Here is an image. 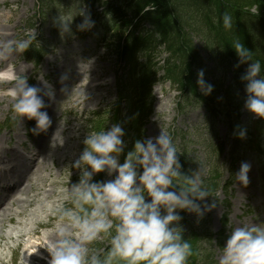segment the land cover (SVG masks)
Instances as JSON below:
<instances>
[{
	"label": "clouds",
	"instance_id": "obj_1",
	"mask_svg": "<svg viewBox=\"0 0 264 264\" xmlns=\"http://www.w3.org/2000/svg\"><path fill=\"white\" fill-rule=\"evenodd\" d=\"M76 15L84 16L78 25L80 31L95 26L90 13L82 8ZM75 16L60 15L54 24L63 38L72 32ZM223 26L231 30L232 17L225 12ZM35 38V37H34ZM31 46V39L9 40L0 46V60L22 54ZM240 64L247 63L241 80L246 82L244 107L258 118H264V70L261 61L253 59L252 51L237 41L232 46ZM197 85L203 95H211L214 86L204 79V71L197 74ZM63 79V78H62ZM0 80L13 81L10 89L14 117L35 120L34 134L45 132L52 124L42 89L29 86L27 79L17 77L11 68L0 72ZM54 98L51 87L44 93ZM235 134L244 139L245 128ZM125 131L120 123L109 129L88 132L84 150L71 167L80 170L78 183L71 184L63 200L71 206L49 208L58 216V240L48 245V264H187L192 255L191 244L184 237L178 210L194 213L202 219L206 212L217 207L206 198L212 196L204 184L205 170L191 175L182 172L178 150L172 137L165 132L157 137L138 139L134 149L120 162L127 144ZM142 169V171H141ZM251 165L242 162L235 174L236 182L249 184ZM107 173L114 177L95 181L94 176ZM178 186L179 191L170 190ZM150 197L151 199H147ZM213 197V196H212ZM204 202L203 208L201 203ZM109 238L110 249L103 255L88 245ZM218 264H264V223L242 224L230 231L226 244L218 254Z\"/></svg>",
	"mask_w": 264,
	"mask_h": 264
},
{
	"label": "rangeland",
	"instance_id": "obj_2",
	"mask_svg": "<svg viewBox=\"0 0 264 264\" xmlns=\"http://www.w3.org/2000/svg\"><path fill=\"white\" fill-rule=\"evenodd\" d=\"M24 3V9H21L19 12V15L14 17L13 24L18 25L16 29L14 30L11 25H9V28L7 31L15 32L16 36L19 35V40L28 39V37L23 36V32L26 34V18L29 17L31 14L33 15L35 10H38V3L36 0H22ZM21 1V2H22ZM20 2V3H21ZM62 6L60 8H57L54 6L53 13L57 14H51L49 17H47V20L44 24H42L41 32L45 37H50L52 34L53 28H56L59 30L58 27L55 26L54 21L56 18H54V15H57L58 17L60 15L65 16V18L73 16L74 12L77 10L76 7H78L81 3V0H61ZM7 12V10H4ZM30 20H28L29 22ZM78 25H80V22L78 20H75L71 25L72 32L70 34H65L63 37V42L57 46L56 50L57 53H52L49 61L53 62V65L50 68V72L52 75V78L54 81H56L59 88H56V91L58 94L54 96V98H48L47 100V107L44 111H47L51 120H59L60 124L63 123V120H69L74 126L79 127V132L75 133L74 135L79 138H76L74 141H71L69 144H67L65 141H59V148L55 152L53 160H50L49 158L46 159L43 166L41 168H36L30 177V181L36 186L40 188L43 184L47 186V189L50 190V192H54L53 196L48 197L49 192H43V194L38 197L33 206H27L26 204H20L13 207V210H21L24 208L25 213L22 217L18 216L17 213L14 214L15 216V223L9 224L8 221H5L4 228L2 229L1 233L3 235H11L13 238L7 239L6 241H0V262H3V264H10L11 262V254L13 247H16L18 245L17 236L20 231L24 230L25 228L32 227V220L36 219L37 217H40L41 219L47 221L48 218L46 217L47 213L49 214L48 208H49V202L53 199L58 200L59 198H62L65 195L66 190L68 187L73 184L71 181V177H76V182L80 179V170L71 167L72 164L79 158L80 154L84 150V139L86 135L88 134L89 127L87 126V119L86 117L89 115V112L102 108L105 109V111L108 109H112V102L115 98L116 89L114 82L112 80L111 84H108L107 87H102L100 89L97 88H86L81 93L82 96H90L88 97V100L85 101L83 104H73L70 102V98L76 93L73 91L75 88V83H73L74 78H79L78 75H73L71 71V67H74L76 65H79L83 67L81 70L82 74V81L85 80H95L96 75L102 74L103 75V81L105 82L107 78H114L115 71L112 66L108 67L106 63H103L101 61H97L95 64V68L92 70L90 68H86L87 66L91 65L87 61L88 57H81L78 55V47L80 44H82L83 48H85L87 45L90 44L89 37L86 36L83 40H78L76 38V35L78 34ZM18 30H22V33ZM60 31V30H59ZM34 33V32H33ZM38 33H40V30H38ZM16 36L12 41H16ZM6 40V37L4 35H0V42ZM197 44L201 46L199 39L197 40ZM63 53V54H62ZM90 53H94L92 50ZM204 58H207V55L204 51L201 52ZM17 57H15L18 62L23 65V70L21 72V76H23L25 79L29 76L34 79L41 78L43 76V73L46 69V67L49 66L47 62H45L42 66V68L37 67L35 62H29L26 59H23L21 57V54H16ZM206 65L208 69H210L213 66V62L209 59L206 62ZM42 69V71H41ZM219 76V75H217ZM230 77V74L228 75ZM63 78V79H62ZM102 82V81H101ZM103 83V82H102ZM43 87H48V85L43 82L41 84ZM51 88L53 85L50 86ZM88 87V86H87ZM45 92V91H44ZM154 94L156 97L155 102V111L156 116L152 118V120L149 122V125L147 126L146 130V137H157L161 134V131L165 132L166 134L170 135L175 143L176 148H182L185 145H188V148L190 150L192 158L196 161V171H198L201 166L207 173V164H205L206 156H207V149L206 145L209 142V139L211 137L208 127L204 123L203 118V109L202 107H191L184 110H180L179 107H177V100H178V91L169 83L160 84L158 83L154 88ZM43 96H47L43 93ZM102 96V99L100 98L96 99V97ZM50 99H53L52 102H50ZM45 100V98H44ZM9 104V106H8ZM13 100L10 102L6 101L3 104H0V127L2 123L7 120L9 117L13 118V108H12ZM245 112L242 115V119H245V122H247V110L243 111ZM252 119L257 118L253 113L249 114ZM21 123H24V121H21L18 126H15L14 131H11L8 134V138L12 135V139H22L25 141L27 145L32 144L33 147L38 148L39 144V151H45L47 144L43 140L45 139V132H40L37 134H32L30 136L32 139L26 138V133L23 130H21ZM33 124L36 125V121L33 120ZM112 125L109 126L111 128ZM108 128V129H109ZM7 131H1L0 130V144H4V141L2 139V135L6 134ZM19 132V134L17 133ZM30 133V132H28ZM226 135V127L223 125H220L219 132H218V140H222L225 138ZM44 142V144H43ZM229 144L230 142H225L226 150L224 154L221 155L219 161L217 160V164L219 165L221 171L223 172V178L227 179V177L230 175V171L228 170V156H229ZM74 146V151H69V147ZM67 147V148H66ZM19 150L22 152H25L24 149H22L21 146L18 147ZM66 148L68 150L69 154V160L65 161V168L67 169V172L64 168V171L60 173L59 170L62 169V163L65 159V156H61L62 150ZM42 155V153H41ZM217 156V153L215 152L214 157ZM19 162V159H18ZM20 162L22 164L26 163V160L24 158H20ZM242 162H247L251 165V170L249 172V184L247 187L240 184L239 182L234 183L232 193L230 195L231 200V210L229 212V224L231 225L232 229L240 226L242 224H261L264 223V190L262 188L260 179H259V173H258V167L253 162V160L249 158H245ZM237 167V172L240 170V166ZM51 174V176H49ZM104 178L103 181H107L109 179H113L114 177H109L107 173H103ZM102 175V176H103ZM35 176V177H34ZM45 176H48L47 181L44 182ZM34 177V178H33ZM43 178V179H42ZM52 180H65L68 185L65 186L61 184H56L54 187L51 185L50 182ZM227 197V194L224 190L219 191V198L217 202V207L212 209L209 212H206L205 214L209 215L211 217V225L213 228V231L217 232L221 228V218L223 214L225 213V207L223 204V201ZM147 199H151L150 197H146ZM213 201L206 200V203L211 205ZM64 206H71L65 202ZM204 202L202 203L201 207L203 208ZM14 212V211H13ZM51 213V212H50ZM56 215H53L55 217ZM23 221L22 224H20L18 221ZM26 224V225H25ZM228 224V225H229ZM58 225V217H56L54 220H52L50 231L54 227H57ZM42 230V229H41ZM42 234L45 233V231L41 232ZM105 241V238L97 240V243H103ZM27 241H24V244H26ZM45 246V244H42ZM91 244L88 245V247L91 249ZM47 247V246H46ZM47 249V248H46ZM215 259L218 261V254L221 251V249H217L216 247H213ZM25 250H29L31 252H35L36 254L40 255V253L36 251H32L30 248L27 247ZM24 247L19 252L18 257V263L17 264H24ZM36 263H40L37 261Z\"/></svg>",
	"mask_w": 264,
	"mask_h": 264
},
{
	"label": "bare ground",
	"instance_id": "obj_3",
	"mask_svg": "<svg viewBox=\"0 0 264 264\" xmlns=\"http://www.w3.org/2000/svg\"><path fill=\"white\" fill-rule=\"evenodd\" d=\"M6 18H7V22L8 23H10L12 21V17H6ZM7 30H8V25L4 22V16H0V35H4V37H6V39L9 37V34L7 33ZM3 44L4 43H1L0 42V46H2ZM7 60H9V61L12 62L13 61V56L9 57ZM7 60H0V63H2L3 61H7ZM20 69H21V66H17L16 67V71H20ZM6 96L7 95H4L2 97L5 98ZM55 135H57V133H55ZM7 149L15 150L14 148H4V147L0 148V158H1V153L5 152ZM53 149H54V146L51 145V144H48L47 152H51ZM47 152L46 153L45 152H42L41 157L38 156L37 154H33L34 156H31L29 158V159H31L33 161L34 167L41 168L42 167L41 165L46 161L47 158L53 159V156L50 157V155H48ZM17 167L18 166L14 163V161H10L7 164H3V162H1V160H0V171H1V174H0V183L2 181H5L7 178L11 177V174L12 173L9 172V171H7V170L13 171L14 173L18 174L19 173V170L17 169ZM17 183H15L14 187L16 186ZM18 190H20V189H18ZM19 192L20 191H15V193H19ZM38 194L39 193L36 191V195H38ZM14 205H15V203L13 202L12 203V206H14ZM7 206L8 205L4 201H2L0 199V215H1V212L2 213H7L8 212L9 209H8ZM3 220L4 219L0 218V225H2ZM36 222H34L35 225H36ZM37 224L38 225H42L43 223L41 221H39V222H37ZM39 234H40V232L38 231V229L35 226L34 229H32L28 233L23 234V236L28 235L27 237H29V238H33V237L36 238L37 240L34 243V245L36 246V248H39V249H41L43 243H45L47 245L50 242H54L55 240H58V230L57 229H56V232L49 233L46 237L42 236V238H39V237H37V236H39ZM45 247L46 246H44L43 248H45ZM44 252L46 253V251H44ZM48 254L50 255L49 252H48ZM27 256L29 257L28 260H30L29 261V264H32L34 260H38L37 258H35L37 256H35V257H34V255L33 256L27 255Z\"/></svg>",
	"mask_w": 264,
	"mask_h": 264
},
{
	"label": "trees",
	"instance_id": "obj_4",
	"mask_svg": "<svg viewBox=\"0 0 264 264\" xmlns=\"http://www.w3.org/2000/svg\"><path fill=\"white\" fill-rule=\"evenodd\" d=\"M189 47H192L191 45H190V43H189ZM168 72H169V74H175L176 73V69H168ZM183 74H184V72L183 71H179V73H177V76H183ZM191 235V234H190Z\"/></svg>",
	"mask_w": 264,
	"mask_h": 264
}]
</instances>
